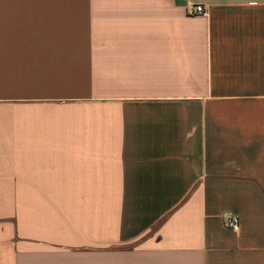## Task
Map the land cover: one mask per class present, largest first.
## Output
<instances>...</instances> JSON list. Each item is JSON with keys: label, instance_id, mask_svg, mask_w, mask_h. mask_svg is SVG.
<instances>
[{"label": "crops", "instance_id": "obj_1", "mask_svg": "<svg viewBox=\"0 0 264 264\" xmlns=\"http://www.w3.org/2000/svg\"><path fill=\"white\" fill-rule=\"evenodd\" d=\"M0 264H264V0H0Z\"/></svg>", "mask_w": 264, "mask_h": 264}, {"label": "built area", "instance_id": "obj_2", "mask_svg": "<svg viewBox=\"0 0 264 264\" xmlns=\"http://www.w3.org/2000/svg\"><path fill=\"white\" fill-rule=\"evenodd\" d=\"M190 16H203L206 15V10L202 5L190 6L188 9ZM225 226L235 233H240L241 223L240 218L233 213H225L224 215Z\"/></svg>", "mask_w": 264, "mask_h": 264}]
</instances>
